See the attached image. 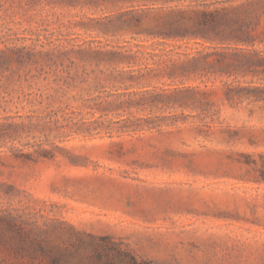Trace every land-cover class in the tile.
I'll return each instance as SVG.
<instances>
[{"label":"rangeland","instance_id":"rangeland-1","mask_svg":"<svg viewBox=\"0 0 264 264\" xmlns=\"http://www.w3.org/2000/svg\"><path fill=\"white\" fill-rule=\"evenodd\" d=\"M3 1L9 45L47 60L0 77V214L109 235L147 264H264V99L229 102L223 85L264 73L187 81L215 91L216 114L164 106L179 81L130 55L200 48L144 31L165 0ZM207 1L260 15L255 45L238 46L264 53V0ZM121 13L143 28L107 33ZM0 264L26 263L1 244Z\"/></svg>","mask_w":264,"mask_h":264},{"label":"trees","instance_id":"trees-1","mask_svg":"<svg viewBox=\"0 0 264 264\" xmlns=\"http://www.w3.org/2000/svg\"><path fill=\"white\" fill-rule=\"evenodd\" d=\"M165 0L167 12L153 19L144 30L152 37L175 41H194L200 48L174 51H149V56L137 49L130 58L142 62L147 75L179 81L178 86L163 89L156 103L164 106L179 105L202 112L212 111L213 90L187 81L207 82L224 77L258 75L264 73V53L238 46H254L255 31L261 25V16L241 11L239 6L226 5L228 1ZM174 3V4H173ZM5 2L0 0V8ZM0 9V77L16 74L21 78L22 67H44L47 60L43 51L26 45L11 46L9 30ZM144 17L121 13L106 24L107 33L121 32L132 27L141 30ZM142 32V31H138ZM264 33V32H263ZM13 42V41H12ZM236 45H232V44ZM178 54V57L175 55ZM223 80V79H222ZM226 99L241 104L246 100L264 99V85H241L223 82ZM6 246L17 259L26 264H147L128 247L109 235L81 233L72 227L66 231L49 226L43 230L28 228L14 216L0 214V245Z\"/></svg>","mask_w":264,"mask_h":264}]
</instances>
